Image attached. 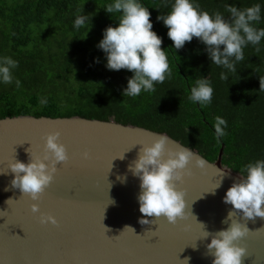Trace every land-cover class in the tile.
<instances>
[{
    "label": "water",
    "instance_id": "1",
    "mask_svg": "<svg viewBox=\"0 0 264 264\" xmlns=\"http://www.w3.org/2000/svg\"><path fill=\"white\" fill-rule=\"evenodd\" d=\"M51 131L60 133L68 159L56 165L52 181L33 201L12 187L8 163L14 158L27 163V150L42 157L44 138ZM157 135L169 137L166 148H189L206 162L200 168L191 160L176 182L187 206L185 216L174 224L154 216L145 217L147 224L139 223L140 180L128 171L142 145ZM223 150L222 144L217 158L209 161L166 133L112 119L27 114L0 118V171H7L0 174V264H186L185 258L189 264H212L206 248L211 237L204 238L200 223L211 233L228 227L222 220L232 205L223 197L233 182L243 179L222 164ZM122 154L123 159L117 157ZM118 175L126 181L121 183ZM33 203L39 205L36 213ZM41 213L55 216L57 224L40 223ZM235 217L242 219L239 213ZM241 222L249 229L237 241L246 249L242 264H264V218Z\"/></svg>",
    "mask_w": 264,
    "mask_h": 264
},
{
    "label": "trees",
    "instance_id": "2",
    "mask_svg": "<svg viewBox=\"0 0 264 264\" xmlns=\"http://www.w3.org/2000/svg\"><path fill=\"white\" fill-rule=\"evenodd\" d=\"M111 0H0V56L18 62L13 83H0V118L17 115L81 116L114 120L166 133L209 161L224 145L222 164L239 172L247 163L264 159V40L248 45L237 71L212 64L205 45L197 38L175 50L168 29L158 15L171 10V0H142L149 8L153 30L162 38L171 78L155 85L154 92L135 98L123 90L132 73L106 68L104 52L97 47L103 30L117 23L103 9ZM209 12L225 4L246 7L264 0H197ZM91 13V24L75 30L76 9ZM90 28V29H89ZM89 29V30H88ZM88 30V32H87ZM86 36V37H85ZM259 48V51L256 48ZM225 72L229 77L221 80ZM207 77L214 89L211 104L201 106L188 99L196 80ZM15 80L20 81L17 87ZM46 98L47 103L40 101ZM227 121L226 135L215 138V118Z\"/></svg>",
    "mask_w": 264,
    "mask_h": 264
},
{
    "label": "clouds",
    "instance_id": "3",
    "mask_svg": "<svg viewBox=\"0 0 264 264\" xmlns=\"http://www.w3.org/2000/svg\"><path fill=\"white\" fill-rule=\"evenodd\" d=\"M224 8L229 14L228 18L221 11L202 9L197 0H171V10L166 15H158L157 20L162 21L168 29L167 36L172 41V48L179 50L195 37L205 45V52L212 64L234 73L237 63L245 59L244 49L248 45L258 46L264 40V27H258L262 19L261 5L255 3L237 7L225 4ZM103 9L117 21L115 26L110 24L103 30L102 39L97 45L105 54L106 68L117 71L126 69L132 73L122 95L135 98L142 92H154L156 84L171 78L172 70L166 48L161 47L162 38L153 30L149 8L142 0H111ZM91 17V13L84 14L83 7H78L73 28L79 30L91 24ZM256 50L259 51V48ZM17 66L18 62L13 58L0 56V83H13V70ZM220 78L227 80L229 77L221 72ZM15 84L19 87L20 81L15 80ZM260 90H264V79H260ZM213 91L211 81L202 77L191 87L188 99L201 106L208 105L212 102ZM40 102L46 104L47 99ZM226 128L227 121L217 116L214 123L217 142L226 135ZM59 135L58 131L47 133L42 157H33L27 150V163L15 158L8 163V169L13 173L12 187L19 188L33 201L40 198L52 181L56 165L68 159L65 145L59 142ZM168 142L169 137L157 135L151 144L142 145L137 158L128 165V171L140 180L141 191L137 200L139 211L143 214L139 220L141 224L149 223L145 218L149 216L157 219L163 217L173 224L178 218L182 219L187 205L185 194L176 187V182L182 179L191 160L195 159V164L200 168L206 166L204 159L189 148H166ZM83 155L87 157L88 153ZM117 157L123 159V154ZM239 171L243 179L233 182L223 197L224 203L232 205V210L222 220L228 227L211 233L200 223L204 226V238L211 237L206 248L213 257L212 264H242L246 249L237 241L249 229L241 221L264 218V159L249 162ZM6 172L0 171V174ZM219 172L221 177L225 175ZM117 179L123 183L126 176L118 175ZM221 182L212 190L213 193ZM31 210L38 212L39 205L31 204ZM236 213L242 215L241 220L235 217ZM39 221L42 224H57L56 217L51 214L41 213ZM184 261L189 264V258Z\"/></svg>",
    "mask_w": 264,
    "mask_h": 264
}]
</instances>
